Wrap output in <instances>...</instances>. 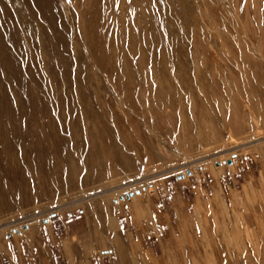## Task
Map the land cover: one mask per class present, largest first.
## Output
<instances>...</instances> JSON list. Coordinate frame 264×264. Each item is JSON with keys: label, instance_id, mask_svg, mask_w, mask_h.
Returning <instances> with one entry per match:
<instances>
[{"label": "rangeland", "instance_id": "obj_1", "mask_svg": "<svg viewBox=\"0 0 264 264\" xmlns=\"http://www.w3.org/2000/svg\"><path fill=\"white\" fill-rule=\"evenodd\" d=\"M11 1L22 7L21 15L27 13L24 1ZM113 1L116 5L109 3ZM113 1L104 3L107 12L112 9L105 14L106 17L104 6L100 8L105 18L102 31L111 25L106 29L108 32L103 33L109 35L110 29L114 28L110 31L111 40L105 41V45L116 41L115 44L119 42V49L127 52L126 49L140 48V44L144 48L140 41L134 47V41L127 38L132 30L129 25L133 22L131 25L138 26L139 14L136 11L144 14L143 10L153 0L149 3L147 0H124V5L132 1V5L128 4L130 8L122 6L123 0ZM140 1L145 4H142L144 9ZM54 2L67 29L68 41L72 46L69 45L70 50L79 55L92 73L91 57L86 55L92 44L87 41L90 35L85 32L91 30L95 34L93 36L97 37V30L102 24L93 27L96 25L92 23V13L89 12L92 8L88 3L86 6V0ZM152 4L157 11L153 8L154 12L151 13L155 16L157 13L159 18L158 21L154 18L156 22L150 28L152 31L155 26L156 39L164 46L161 47L162 51L172 54L168 59L176 54L178 65L185 61L186 65L183 62L182 66L188 68L189 74L180 66L185 74L179 84L176 77L170 78V83L174 85L172 87L180 96L174 90L173 95H177L176 99L182 98V103L175 107L176 110L165 109L161 115L165 122L159 116L162 125L156 120L154 122L159 125L148 124V128L145 121L142 125L139 123V120L143 121L140 113L139 116H136L137 113L133 116L130 114L133 121H138L131 127L134 142H137V147L132 151L133 155L137 153V166L120 170L113 163H106V174L98 180L0 212V244L10 237L8 243L12 246L27 230L42 229L45 232V251L35 253L39 264H264V0H154ZM107 5L111 8L108 9ZM114 6H119L117 11L127 8L128 12L129 9V15L121 10L126 16L118 11L121 14L119 17L113 12L116 10ZM157 6L165 9L160 10ZM131 7L137 10L131 11ZM169 11L172 12V19ZM86 15L91 16L90 19L87 16L89 22H84ZM115 18L118 24L129 19L126 22L128 26L124 23L119 25L118 30L115 29L118 26L116 21L113 23ZM162 18L171 21V25L165 19L168 25L164 23V26ZM176 20L178 24L175 25L181 23L179 26H183L182 30L174 28L173 22ZM88 24L91 29L86 26ZM156 26L163 34L168 33L169 37L158 34ZM171 26H174L175 32L180 29L184 34L179 30L175 39L171 34V39ZM126 27H130V31ZM84 35L89 36L86 38ZM113 35H117L114 36L116 40ZM167 38L171 39L170 42ZM122 40L124 43H121ZM165 41L177 44H171V47L168 44L170 51L167 52ZM176 47L181 51L179 55L183 61L172 51ZM133 57L131 62L138 61L139 56L134 60ZM166 58L162 61L170 69L174 60H169L172 61L170 65ZM101 76L97 74V77ZM91 89L95 92L98 88L94 84ZM102 94L108 95L105 88ZM173 95L170 97L174 98ZM123 100L127 99L123 97ZM125 102V111L131 113V108L138 109L137 103L133 107L130 101ZM141 105H145V100ZM113 106L111 104L110 107L121 115L123 109L119 107L118 110ZM87 107L90 109L89 105ZM124 110L122 115L127 117ZM64 140L61 141V149L65 148ZM50 144H54L53 148L56 145L55 142ZM50 149L46 151L54 157ZM229 161H232L231 165ZM189 171L191 175H188ZM51 176L55 178V175ZM209 176L215 179L222 176V189L214 190L213 178ZM201 179H206L204 190H199ZM136 191L140 193L136 194ZM131 193L135 195L127 199L126 196ZM102 201L105 203L104 211L102 216H98L94 205ZM64 224H67V230ZM0 264H10L2 251Z\"/></svg>", "mask_w": 264, "mask_h": 264}, {"label": "bare ground", "instance_id": "obj_2", "mask_svg": "<svg viewBox=\"0 0 264 264\" xmlns=\"http://www.w3.org/2000/svg\"><path fill=\"white\" fill-rule=\"evenodd\" d=\"M22 1H24L23 4L27 11L24 15H21L22 7L16 5L13 1L0 0V212L27 205L34 199H41L54 192L70 190L77 186H83L91 181L98 180L106 174L104 171L106 163H113L114 167L116 166L120 170H128L137 166L139 163V160L135 157L137 153L135 155L132 153L137 147V142H134L132 136L133 131L131 130V127L135 126L134 123L136 122L135 120L133 121V114L137 113L136 116H139L138 113H140L143 117V121L139 120V123L141 122L142 125L145 121L147 125L146 128H148V126L155 123L156 120L159 122V116L164 113L166 108H170L171 111L176 110L175 107L181 104L183 100L179 97L176 99L175 97L177 95H173L175 87H172L174 85L171 84L172 82L170 83V78L174 79L173 77H176L177 81L179 80V84V82L183 80L182 77L186 70L188 72V68L186 69V67L182 66L183 62L185 64V61H183V57L179 55L181 51H178L177 47L172 50L174 53L178 54V58L179 56L182 58L183 62L180 61V59L178 60L182 62V65H178L176 54L173 53L174 56L168 59L169 55L172 54L169 53L168 55L164 53L166 51H162V42L156 39L158 35L155 36V26L153 28L154 31H151L150 27L156 22H154V18H156L157 21V18H159L157 13V17L152 14L154 12H152L154 8L152 3L154 0L152 3H149L150 0H147L150 4L148 5V11V7L144 9L145 4L140 1L141 7L146 13H139L140 11L136 9L137 11H135L138 12L137 15H139L137 17L135 14V16L139 20H137L136 17L133 19L138 21V26L136 25L137 27H135L131 25L133 22L129 25L132 26V30L127 38L129 41H134L133 44L135 46L132 42L128 43L136 47L140 44L138 43V41H140L143 43L142 45H144V48H142L143 46L141 47L140 44L139 46L142 49L137 46L136 50H134L135 48H130V50L126 49L128 52L120 50V45L117 44L119 42L115 44L116 41H110L107 46L105 45L107 44L105 41L108 42L111 40L110 37L112 36H109L111 35L110 31L114 29L113 27L111 28L112 30L110 29L109 35L106 34L108 32L106 29L110 28L111 25H107L109 27L104 30L107 31L106 33L102 31L104 29V23L102 22L103 19L105 20V14H109V12L112 11V9H110L111 11L107 12L108 10L104 3L111 0H86V6L88 3V6L90 5L92 8L89 12L92 13L91 19L94 21H92V23H95L96 26L93 24L91 25L97 27L102 24L100 29L98 27L99 30L97 31H99V36L97 37H94L95 34L91 30L87 28L84 29H87L86 32L91 31L92 33L91 37V33L85 32V34L90 35V39L87 38L89 35L87 37L84 35L90 45H93H91L89 52H86L87 57H91H89V62L92 64V73L86 68L84 61L80 60L78 57L79 55L70 50L69 45L70 47L72 46L68 41L67 29L61 21L54 0ZM129 2L130 1L125 4L128 6V4L132 3V1L131 3ZM109 3L115 4L114 1ZM123 3L124 0L122 6L124 5ZM157 3L156 1L155 4L158 5ZM126 5L123 7H126ZM102 6H104V8ZM150 6H152V8ZM101 7L105 11H103L105 16L100 10ZM117 7L113 12L115 11L114 13L119 15V17L121 14L127 12V8H130L128 6L126 9H121L122 11L125 10L124 13L118 9V11L121 12V14H118ZM157 7L160 9L159 6ZM109 8H111V6H108V9ZM133 9L135 8L130 10L132 11ZM156 9L157 8H154L153 10L157 11ZM162 9L165 8L163 7ZM128 12L127 14L129 15ZM170 12L171 11H169V13ZM84 13L86 14L87 12L84 11ZM90 13L87 14L91 15ZM130 14L132 15V13ZM162 14H164V17L166 16L165 11ZM114 15L113 18L115 17ZM131 15L130 17H132ZM153 15L155 17H153ZM170 15L171 18L168 17V19L173 18L172 12ZM124 16H126V13ZM88 17L85 18L84 22H86ZM161 17L162 15L160 18ZM108 18H106L107 23L109 22ZM116 18L113 23L116 21ZM162 19L164 20L162 21ZM162 19L161 21L164 24L167 18ZM168 19L166 21L171 25V21ZM128 20L129 19L124 21L123 19L124 23L128 22ZM120 21H122V18ZM174 22L173 25L178 24L177 20ZM115 23H117L116 26L118 25L115 27L117 30L119 25L121 26L124 24L121 22L118 24L117 21ZM127 24L128 23H126V26H128ZM165 24L166 26L168 25L167 23ZM179 25L171 27L180 28L181 25ZM86 26L89 27V24ZM182 27L180 28L181 30ZM156 28L158 29L157 26ZM174 28L170 29L172 30L170 37L172 34L174 37L173 39L176 38V34L180 30L175 32ZM126 29H128V27H126ZM157 29L156 31L159 30ZM128 30L130 31V27ZM181 30L179 32H181ZM101 31L103 34H101ZM161 31L159 30L157 33L161 34ZM173 31L175 32V36L173 35ZM128 35H125V37ZM167 35L168 33L165 34L164 37H167ZM69 36L71 37V35ZM114 36L117 37V35H113V38H115ZM160 37L164 39L162 35H160ZM171 39H168L169 42ZM181 41L183 40L181 39ZM72 42L73 41H71V43ZM122 42L124 43L123 40L121 43ZM165 42V47L168 52L170 51L168 47L169 43H167L168 41ZM171 44L174 43L171 42L169 46ZM176 44L174 45L176 46ZM117 45H119V47ZM127 45L126 47L128 48ZM159 48L161 49L159 50ZM150 49H156L155 53H151L152 50ZM136 56H139L137 57L138 61L134 60ZM132 57L134 60H132L133 62L130 61ZM165 57H167L166 59L168 61L174 60L171 66L172 68L169 69L166 62L162 61ZM180 66L184 69L180 68ZM187 66H189L188 63ZM181 69L185 72L183 71L184 73H182ZM97 74L102 75L101 77L103 78L100 77V79L97 77ZM94 84H96L98 88L95 92L91 89V86ZM184 84L183 82V85ZM103 87L108 93V95H104L109 97V101L105 98L106 96L104 97L102 94ZM204 89H206V87H204ZM175 92H177V90ZM131 93L133 94L131 95ZM172 95L175 99L170 97ZM178 96L180 95L178 94ZM123 97L128 101L125 100V102ZM90 99L92 102L89 103ZM208 99L210 100V96ZM144 100L145 105H141ZM140 101L142 102L140 103ZM123 102H129V104H135V106L139 105L138 109L137 107L131 108V113L130 111H125L126 109L124 110L123 106L126 107V105H123ZM109 104L110 106L111 104L114 105L113 107L118 110L119 107H121L127 112L125 113L127 117L122 115L124 113L123 110H121V115L118 113L121 117L118 116V114H116L117 112L115 113L114 109L110 107ZM129 104L127 107L131 105ZM88 105L90 109H88ZM135 106L133 105V107ZM133 110H137L138 112H134ZM170 117H172V115ZM161 119H163L162 116ZM163 120L165 122L166 119L164 118ZM168 120H170V118H168ZM42 122H45V124L42 125ZM161 122L163 121L161 120ZM161 122L159 123L161 124ZM159 123L152 125L157 126ZM140 129L141 128H139V130ZM133 130L135 131V129ZM63 139H65L66 145L64 149H61L60 144ZM150 140H152L151 137ZM51 142H55L56 145L54 148L52 147L54 144L51 146ZM139 142L141 141L139 140ZM158 147L160 148V146ZM46 149L52 150V154L53 152L55 154L54 157H52L53 155L50 156L51 153H49V155ZM160 150L162 149L160 148ZM51 175H55V178L53 179ZM103 204L105 203L102 201L94 205V209L98 216H102V211H104Z\"/></svg>", "mask_w": 264, "mask_h": 264}, {"label": "crops", "instance_id": "obj_3", "mask_svg": "<svg viewBox=\"0 0 264 264\" xmlns=\"http://www.w3.org/2000/svg\"><path fill=\"white\" fill-rule=\"evenodd\" d=\"M213 178L212 176H209ZM206 179H201L199 190H204V182ZM212 180V188L214 190L222 189V183L224 180L222 176L218 179ZM235 181V180H234ZM247 223V222H246ZM248 225V223H247ZM64 228L67 230V224H64ZM8 241L2 242L0 244V251H2L8 259L10 264H39V261L36 260L35 253H41L45 251L43 241L45 239V232L40 229L36 230H27V232L19 237V239L12 245H9L11 241L8 237Z\"/></svg>", "mask_w": 264, "mask_h": 264}, {"label": "water", "instance_id": "obj_4", "mask_svg": "<svg viewBox=\"0 0 264 264\" xmlns=\"http://www.w3.org/2000/svg\"><path fill=\"white\" fill-rule=\"evenodd\" d=\"M231 164H232V161H229V165H231ZM188 175H191L190 171L188 172ZM180 179H181V177H180ZM139 193H140V191H136V194H139ZM134 195H135V193H131L130 195H127L126 197H127V199H130ZM116 203H118V202L116 201Z\"/></svg>", "mask_w": 264, "mask_h": 264}]
</instances>
